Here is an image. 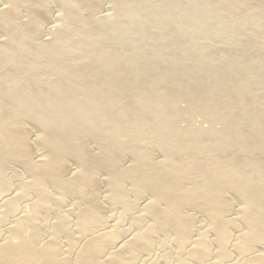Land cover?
<instances>
[{"label":"bare ground","instance_id":"1","mask_svg":"<svg viewBox=\"0 0 264 264\" xmlns=\"http://www.w3.org/2000/svg\"><path fill=\"white\" fill-rule=\"evenodd\" d=\"M4 1L0 264H264V0Z\"/></svg>","mask_w":264,"mask_h":264},{"label":"rangeland","instance_id":"2","mask_svg":"<svg viewBox=\"0 0 264 264\" xmlns=\"http://www.w3.org/2000/svg\"><path fill=\"white\" fill-rule=\"evenodd\" d=\"M0 2H1V4H0V8H3V7H5L6 5H7V2L6 1H4V0H0ZM50 2H53V4H54V2H55V4L54 5H52V8H51V11H53V12H50V14H49V17H52V18H48V19H50V21L48 20L47 22H50V23H47L44 27V32H43V34H45V35H41V39L42 40H44L45 41V39H52V36H51V32H53V31H55V29H57V27L58 26H60V25H62V23H63V21H64V15L66 14V9L64 8V6H63V2H62V0H50ZM101 2H103V4L101 5V10H103V11H101V13H100V15H104L105 16V14H106V16H108V15H110V14H116L117 13V6H116V3H115V1L114 0H104V1H101ZM52 4V3H51ZM103 6V7H102ZM181 12H183V11H181ZM55 13V14H54ZM51 14H54V15H51ZM182 14V13H181ZM21 17L23 18V15H21ZM24 17H26V14H24ZM29 17H33V19H34V22H37V16H36V14L34 13V12H32V16H29ZM52 19V20H51ZM54 19V20H53ZM30 20H32V18L30 19ZM63 20V21H62ZM57 26V27H56ZM47 27V28H46ZM50 27V28H49ZM236 28V27H235ZM263 28H264V24H263ZM7 36H8V33L5 31V29L0 25V41H2V39L4 40L5 38H7ZM248 46V45H247ZM180 106H182L183 107V109H184V107L186 106V104L185 103H180ZM185 116H187V115H185ZM200 116H194L193 118V121L195 122L196 121V123H195V126L197 125V127H199L200 125V127H207L208 126V123L207 122H205V120H204V118L201 116V119L199 118ZM195 118H196V120H195ZM200 120H201V122H200ZM204 123H207V124H204ZM184 124V123H183ZM182 124V125H183ZM215 127L217 128V127H219V128H221L219 125L217 126V125H215ZM218 129V128H217ZM33 132V133H32ZM32 132H31V138H34V136H37V135H39L40 133V131L39 130H34V129H32ZM34 133H35V135H34ZM155 153L156 152H159V151H157V150H155L154 151ZM154 152H153V155H155L154 156V159L155 160H157V161H161L162 160V162H163V160L165 159V155L162 153V152H159L158 153V155H159V157H158V155H157V153L156 154H154ZM38 155H42V154H44L45 155V153L44 152H42V151H39L38 153H37ZM161 154V155H160ZM163 155H164V157H163ZM132 158H134V157H131L130 155H129V157L127 156V158H126V160H125V162H126V165L128 164V165H134V164H136V160L135 159H132ZM161 158V159H160ZM167 159V158H166ZM166 159L164 160V161H166ZM130 162H129V161ZM135 160V161H134ZM129 162V163H128ZM133 162H135V163H133ZM132 163V164H131ZM72 165V166H71ZM71 165H70V168H71V170L73 171V170H75L76 168V165H74V164H72L71 163ZM18 175L20 176V177H29L30 175L28 174V172L26 171V170H23V169H20L19 170V172H18ZM27 175V176H26ZM104 176H106L104 173L103 174H101L100 176H99V179L100 180H102V182H103V185H102V189H101V194H102V197H103V200L105 199V197L107 196V194H106V192L108 191V189L106 188V185L104 184L105 183V181H106V179L108 178L107 176L106 177H104ZM191 179H192V181L195 183V188H197V193H200L201 192V186H202V184L199 182L200 181V179L198 178V176L196 175V174H193L192 175V177H191ZM104 180V181H103ZM199 184V185H198ZM200 186V187H199ZM107 190H106V189ZM126 188V187H125ZM127 188H129V187H127ZM147 197V198H146ZM138 198V197H137ZM152 199H153V197L151 198V196H145L144 198H142L141 199V197H139L138 198V200H137V204H138V206H139V208H138V212H139V214H142V208L145 206V205H147V204H149L151 201H152ZM106 200V199H105ZM104 200V201H105ZM10 202V200L9 199H5L2 203H3V205H4V207L1 209L0 208V210H1V212L3 211V210H8V203ZM141 202V203H140ZM68 204L71 206L70 208H75L76 207V205L78 204V202L77 201H74L73 199H71V201L69 200L68 201ZM69 205H68V208H69ZM104 206H106L104 209V214H105V218H106V216L108 217V218H106L107 220L109 219V221L110 222H112L113 220H116V218H120V216H118V214H119V212H118V208L115 206V205H108V204H106L105 205V203H104ZM112 206L114 207V208H112ZM26 207V205L25 204H22V206H21V210L23 211L24 210V208ZM142 207V208H141ZM113 209V210H112ZM115 210H116V212H115ZM115 212V213H114ZM108 214V215H107ZM110 214V215H109ZM117 216V217H116ZM199 215H197L196 216V214L194 215V214H192V217H194V220H193V222H194V224L192 225V227L194 228H192V230L195 232V234L197 233V231L199 230V229H201L200 231H198V232H202V231H204V228H205V226L208 224V225H210V223L209 222H207L208 221V219L207 218H205L204 220L202 219V217H198ZM112 220V221H111ZM195 221H196V223H195ZM198 221V222H197ZM136 219H135V217H131V218H128V219H126V222L124 223V227L126 228V229H128V228H132L131 226H133V225H135L136 224ZM146 222V225H145V223L143 224V225H141V227H143V226H150V223L149 222H147V221H145ZM198 223V224H197ZM130 226V227H129ZM132 230V232L133 231H136V229L134 228V230L133 229H131ZM154 235H156V234H154ZM170 236V237H169ZM167 237H168V239H167ZM154 238L155 239H157L156 241H155V239H154V242L155 243H157V244H155L154 243V250L152 251V255L149 257H145V256H140L139 258V260H138V264H141V262H142V264H164V262H163V260L160 258V257H162V253H163V251L166 249L167 251H170V252H172V251H174L175 252V250H177V248L176 247H174L173 246V244H171L172 243V240H171V235H169L168 234V236L166 235L165 236V238L163 237L162 238V236H158V235H156V237L154 236ZM160 239V241L159 242H161V244L163 245V248H164V250H162L163 248L162 247H160V248H158V246L157 245H161L159 242H158V240ZM163 239H165V241L163 240ZM167 240V241H166ZM165 242H167V244L165 243ZM170 244L172 245V246H170ZM157 247V248H156ZM174 249V250H173ZM156 250V251H155ZM167 251H164V252H167ZM161 252V253H160ZM174 252H172V253H174ZM159 253V254H158ZM153 256V257H152ZM157 258V259H156ZM236 258V260H238L237 258L238 257H234V259ZM141 260V261H140ZM211 260H215V257H212V259ZM190 264H194V263H190ZM196 264V263H195Z\"/></svg>","mask_w":264,"mask_h":264}]
</instances>
